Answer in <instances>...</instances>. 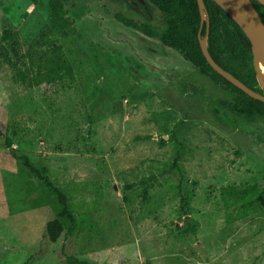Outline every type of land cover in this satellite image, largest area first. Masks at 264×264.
<instances>
[{
	"label": "rangeland",
	"instance_id": "rangeland-1",
	"mask_svg": "<svg viewBox=\"0 0 264 264\" xmlns=\"http://www.w3.org/2000/svg\"><path fill=\"white\" fill-rule=\"evenodd\" d=\"M63 2L66 32L50 30L48 0H0L11 57L6 30L31 61L61 47L75 74L28 88L0 57V128L17 127L11 149L0 138V264H264V208L242 206L264 187V120L220 108L218 85L117 20L157 26L148 0ZM26 161L67 192L75 218L56 241L51 188Z\"/></svg>",
	"mask_w": 264,
	"mask_h": 264
},
{
	"label": "trees",
	"instance_id": "trees-1",
	"mask_svg": "<svg viewBox=\"0 0 264 264\" xmlns=\"http://www.w3.org/2000/svg\"><path fill=\"white\" fill-rule=\"evenodd\" d=\"M148 1L162 14L161 22L157 26L138 24L122 15H116L117 20L149 37H158L165 48L179 52L202 76L218 85L226 95L231 97L229 102L221 103L220 108L247 121L264 120V101L251 96L214 69L203 52L201 39L207 38V51L212 60L249 89L264 95V88L256 77L251 43L239 25L213 0H203L207 18L203 20V23L202 10L197 0ZM252 2L264 22V7L256 0H252ZM48 3L50 30L66 32V29L71 25V20L63 0H48ZM207 23H209L208 29ZM4 35L10 39L9 46L14 57H11L7 48L1 44L0 57L11 65L14 80L28 88L44 83L74 82L73 67L61 47H50L35 62L26 59L20 53V42L16 31L6 30ZM16 128L15 123L10 121L0 128V138L10 149L13 144L12 135L17 132ZM161 141L165 142L163 138ZM25 165L35 174L43 177L51 188L56 217L46 224V233L51 241H56L63 231L65 223H71L75 218L67 198V192L59 186L53 185L47 176L41 175L29 161H26ZM153 180H155L153 176L143 177L134 184L140 187L143 198L147 197L148 185ZM252 192L253 197L250 200L244 199L242 206L247 210L256 205L264 208V187L253 185ZM191 198L192 193H186L181 200L182 205L187 206ZM186 223L188 226L183 230V233L193 236L197 228L196 222L187 219ZM65 261L67 264H90L72 256H67Z\"/></svg>",
	"mask_w": 264,
	"mask_h": 264
},
{
	"label": "water",
	"instance_id": "water-1",
	"mask_svg": "<svg viewBox=\"0 0 264 264\" xmlns=\"http://www.w3.org/2000/svg\"><path fill=\"white\" fill-rule=\"evenodd\" d=\"M202 10V23L207 19L204 12L203 0H197ZM216 2L243 30L247 38L249 39L252 47V54L254 60L255 70L258 73V66L256 60H259L264 66V22L253 4L252 0H213ZM264 7V0H256ZM202 25V24H201ZM209 23H207V29ZM205 40V42H204ZM204 55L209 63L219 73L225 76L227 79L238 85L241 89L246 91L251 96L264 101V95L258 94L249 89L238 79L233 77L230 73L220 68L210 57L207 51V38L201 39ZM263 88V87H262Z\"/></svg>",
	"mask_w": 264,
	"mask_h": 264
},
{
	"label": "bare ground",
	"instance_id": "bare-ground-1",
	"mask_svg": "<svg viewBox=\"0 0 264 264\" xmlns=\"http://www.w3.org/2000/svg\"><path fill=\"white\" fill-rule=\"evenodd\" d=\"M256 63L258 66V76H259L260 85L264 88V66L259 60H256Z\"/></svg>",
	"mask_w": 264,
	"mask_h": 264
}]
</instances>
